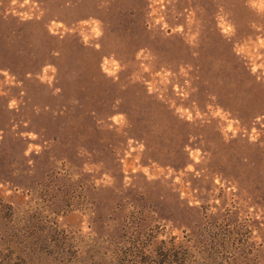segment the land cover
<instances>
[{"label":"rangeland","instance_id":"obj_1","mask_svg":"<svg viewBox=\"0 0 264 264\" xmlns=\"http://www.w3.org/2000/svg\"><path fill=\"white\" fill-rule=\"evenodd\" d=\"M0 264H264V0H0Z\"/></svg>","mask_w":264,"mask_h":264}]
</instances>
